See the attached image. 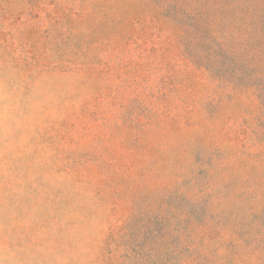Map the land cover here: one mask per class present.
<instances>
[{
	"label": "rangeland",
	"instance_id": "obj_1",
	"mask_svg": "<svg viewBox=\"0 0 264 264\" xmlns=\"http://www.w3.org/2000/svg\"><path fill=\"white\" fill-rule=\"evenodd\" d=\"M167 14L152 0H0V264H108L110 232L136 202L153 203L170 187L173 178L156 171L184 169L191 154L204 167L197 138L227 133L236 145L242 105L252 97L233 105L213 93L206 71L182 56ZM172 72L187 81H161ZM235 172L229 191L238 176L243 200L224 195L209 231L181 237L188 259L202 253L204 263L216 262L222 239H230L214 233L218 219L233 226L238 214L264 226L261 170L241 164ZM195 179L205 183L202 170ZM135 222L132 233L141 237L149 226L160 235L159 223ZM186 229L171 227L175 235ZM129 243L136 257L144 241ZM165 260L179 262L172 254ZM242 261L258 264L255 255Z\"/></svg>",
	"mask_w": 264,
	"mask_h": 264
},
{
	"label": "trees",
	"instance_id": "obj_2",
	"mask_svg": "<svg viewBox=\"0 0 264 264\" xmlns=\"http://www.w3.org/2000/svg\"><path fill=\"white\" fill-rule=\"evenodd\" d=\"M152 1L159 13H168L166 19L177 25L178 39L182 42V56L198 70L206 71L209 80L216 87V92L213 93L227 98L233 105H242L243 96L252 97L253 102L242 105L246 112L235 132L238 136L234 138L236 145L227 142L231 139L227 133L208 141L197 138L194 141V152L196 156L200 155L208 161L202 164L204 167L198 165L191 154V162L184 169L169 173L166 169L155 172H158V176L172 177L170 187L162 188L160 197L154 199L153 203L136 202L126 223L116 232H110L106 241V262L109 264L112 261L110 257L118 249L123 253L117 264H170L165 260L167 254L175 255L178 259L179 262L174 264H206L201 261L202 253L191 259L187 258L190 255L185 253L187 251H182L186 248L183 247L181 237L190 234L204 235L209 231L212 217L219 215L218 212L222 210L224 195L233 200H243L239 187H244V184L238 176L235 181L237 189L229 191V180L237 175L236 166L246 164L251 169L258 167L264 176V0ZM203 48L208 50V58L200 55ZM157 51L153 50L154 53ZM176 75L172 72V75L162 76L161 81L181 83L186 80V77ZM167 85L169 92L175 91L174 83ZM183 157L187 160V155ZM201 170L205 183H197L195 179ZM182 180L189 182V189H182L181 184L177 188ZM189 210L199 211L201 218L193 216ZM136 219H143L148 225L159 223L162 226L160 235L153 237L149 226L147 230L143 229L141 237L139 230L132 233L137 225ZM231 220L235 221L233 226L223 225L222 219L216 220L219 224L214 233L218 236L223 232L228 233L230 239H222L214 264H244L243 258L249 255H255L258 264H264V226L243 222L244 217L238 214ZM237 220L240 221L239 227L236 226ZM178 224H186L190 229L175 235L171 227ZM173 236L178 241L175 244L169 242ZM136 239L144 243L136 246L138 255L131 257L129 242ZM148 240H152L151 246L147 245ZM223 249L226 252L223 253ZM152 259L154 260L150 262Z\"/></svg>",
	"mask_w": 264,
	"mask_h": 264
}]
</instances>
